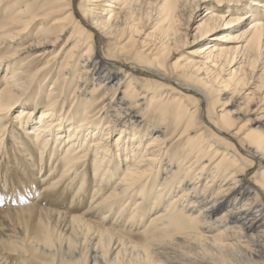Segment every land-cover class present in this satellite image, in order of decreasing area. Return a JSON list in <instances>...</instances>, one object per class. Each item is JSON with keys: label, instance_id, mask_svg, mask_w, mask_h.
Listing matches in <instances>:
<instances>
[{"label": "bare ground", "instance_id": "obj_1", "mask_svg": "<svg viewBox=\"0 0 264 264\" xmlns=\"http://www.w3.org/2000/svg\"><path fill=\"white\" fill-rule=\"evenodd\" d=\"M1 15L0 264H264V0Z\"/></svg>", "mask_w": 264, "mask_h": 264}, {"label": "rangeland", "instance_id": "obj_2", "mask_svg": "<svg viewBox=\"0 0 264 264\" xmlns=\"http://www.w3.org/2000/svg\"><path fill=\"white\" fill-rule=\"evenodd\" d=\"M263 1V0H262ZM202 6L199 8V10L197 11V14H196V17H195V22H196V19H197V16H198V14H200L201 12H202ZM0 18H2V15L0 16ZM141 23H143V24H141ZM141 23H140V25L141 26H144V27H146V29H148V31H150V28H148V27H150V26H146V20H143V21H141ZM193 24L195 25V23L193 22ZM38 26V25H37ZM35 29L33 30V32H32V34L33 33H35L36 31H37V28L36 27H34ZM193 46L194 45H191V46H187V47H184V48H180L179 50H177L173 55H172V61L173 60H175V59H177V58H179V57H182V56H187L188 55V52L190 51V49L191 48H193ZM260 73V71L258 72V74ZM72 90V88L70 89V91ZM1 187V186H0ZM91 191V187H89V192ZM30 228H28V234H29V232H30ZM1 254V253H0ZM3 255H5V257H6V259L5 258H3L2 257V255H1V257L3 258V260H4V262H2L3 264H14L15 262L13 261V257L11 256V255H8V254H4L3 253ZM10 256V257H9ZM7 262V263H6Z\"/></svg>", "mask_w": 264, "mask_h": 264}]
</instances>
